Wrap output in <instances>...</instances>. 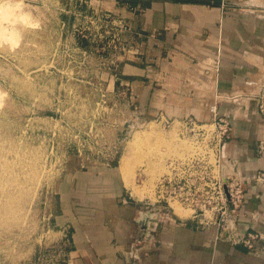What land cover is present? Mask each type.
<instances>
[{
	"label": "rangeland",
	"instance_id": "1",
	"mask_svg": "<svg viewBox=\"0 0 264 264\" xmlns=\"http://www.w3.org/2000/svg\"><path fill=\"white\" fill-rule=\"evenodd\" d=\"M118 3L0 0V206L10 212L0 210V264H70L69 234L58 229L67 212H61L54 192L61 184L68 192L75 169L88 175L76 179L104 185L113 197L122 192L128 202L162 208L178 222L190 219L199 230L214 226L198 210L156 192L167 178L182 193L201 182L200 175L171 167L206 154L202 145L211 150L213 124L229 123L222 114L231 113L230 104L213 100L205 111L192 108L182 88L186 65L175 68L165 48L152 45L153 34L135 30V22L119 12L127 5ZM255 5L264 8V0ZM22 13L28 22L19 18ZM12 14L18 19L12 21ZM126 65L147 66L142 86L122 78ZM177 71L180 86L166 78ZM151 82L158 93L135 95ZM193 126L205 132L202 137L194 136ZM229 128L230 134V123ZM125 162L131 167L128 179L120 169ZM220 174L226 175L223 167ZM192 200L202 203L206 195Z\"/></svg>",
	"mask_w": 264,
	"mask_h": 264
},
{
	"label": "crops",
	"instance_id": "2",
	"mask_svg": "<svg viewBox=\"0 0 264 264\" xmlns=\"http://www.w3.org/2000/svg\"><path fill=\"white\" fill-rule=\"evenodd\" d=\"M125 5L119 12L135 22V30L153 34L152 45L164 47L175 68L186 65L182 88L192 108L205 111L213 100L230 104L231 113L222 114L231 126L223 171L240 179L244 202L228 218L229 231L216 226L199 230L190 219L178 222L162 208L144 209L122 192L113 197L104 185L76 179L88 175L75 169L68 192L62 184L54 192L61 212H67L58 229L69 234L70 264H264V186L254 182L264 172V18L257 15L264 8L253 0H140ZM125 67L121 75L126 83L142 86L147 66ZM180 77L177 71L166 78L180 86ZM152 86L135 95L158 93ZM252 232L262 239L248 249L241 240Z\"/></svg>",
	"mask_w": 264,
	"mask_h": 264
},
{
	"label": "built area",
	"instance_id": "3",
	"mask_svg": "<svg viewBox=\"0 0 264 264\" xmlns=\"http://www.w3.org/2000/svg\"><path fill=\"white\" fill-rule=\"evenodd\" d=\"M210 111L216 116L215 107H212ZM213 126L214 132L211 133V144L213 146L211 150L207 148L208 145L207 147L206 145H202L204 150H206V154L195 156L188 162L178 163L171 167V171L173 172L200 175L201 182L196 183V186L195 184L186 185V192L182 193L184 188L179 186L173 187L172 184H174V182L171 178H167L159 183L156 193L158 198H164V196H166V200L177 202L182 206L186 205L188 208H193V211L198 210L199 216H202L204 221L206 220L205 224L214 221L213 225L216 226L219 231L224 232L231 229L228 218L235 215L243 205L244 186L240 179L234 174H220L224 161L223 140L228 138L230 128L227 122L214 123ZM190 131H197L198 134L194 135L196 138L202 137L205 133L201 129L195 130L194 126ZM260 145H262L261 148H264L263 142ZM208 151H211L213 154V161L209 159ZM222 178H224V181ZM254 182L258 186H264V172H258ZM224 187L227 195L224 193ZM197 193L201 194V196L206 195V201L202 203L198 201L194 202L192 198ZM207 213H209V217L206 219ZM261 239L262 237L260 234L252 232L245 238H242L241 243L248 249H252L254 243Z\"/></svg>",
	"mask_w": 264,
	"mask_h": 264
},
{
	"label": "bare ground",
	"instance_id": "4",
	"mask_svg": "<svg viewBox=\"0 0 264 264\" xmlns=\"http://www.w3.org/2000/svg\"><path fill=\"white\" fill-rule=\"evenodd\" d=\"M260 1H261V0H260ZM253 2L257 4V3H259V0H253ZM14 7H16V6H14ZM10 9H11V8H10ZM17 9H18V8H17ZM15 10H16V9H15ZM15 10H14V12H15ZM14 12H13V13H14ZM10 13H11V12H10ZM14 14L16 15V14H17V11H16ZM14 14H12L11 16L14 17V16H15ZM258 14H259L261 17L264 16V13H263V12H262V13H258ZM258 14H257V15H258ZM7 15H8V14H7ZM2 16H4V15H2ZM16 16H17V15H16ZM16 16H15V17H16ZM0 17H1V16H0ZM13 17H12V21L18 19L17 17H16V19L13 18ZM18 17H19V16H18ZM1 18H2V17H1ZM19 18L22 19V20L25 21V22H28V18H29V16H28L27 14L22 13V14H20V17H19ZM7 19H8V18H7ZM10 19H11V18H10ZM20 19H19V21H20ZM8 20H9V19H8ZM0 21H1V20H0ZM16 22H17V21H16ZM16 22H14V23H16ZM25 22H24V23H25ZM14 23L11 22V25H13ZM21 23H22V22H21ZM13 26H14V25H13ZM1 27L3 28V25L0 26V30H2ZM4 29H5V28H4ZM15 29H17V28H15ZM13 30H14V29H13ZM17 30H18V29H17ZM2 34H4V33L2 32ZM7 34H8V33H6L5 36H7ZM9 34H10V33H9ZM213 79H214V78H213ZM0 96H1V95H0ZM150 128H151V127H150ZM139 139H140V138H139ZM135 140H136V139H135ZM6 151H7V150H6ZM7 162H8V161H7ZM29 164H30V163H29ZM11 165H12V164H11ZM17 165H18V164H17ZM127 165H129V164H127V162H125V163L123 164L122 168H120V169H121V174L123 173V174L125 175V174H127V173H129V172L131 173V171H129L131 167L129 168V167H127ZM153 165H154V164H153ZM1 167H2V166H1ZM12 167H13V166H12ZM3 168H4V167H3ZM5 168H6V167H5ZM15 168H16V167H15ZM19 168H20V167H19ZM28 168H29V167H28ZM10 169H11V168H10ZM4 170H5V169H4ZM12 170H13V169H12ZM24 170H25V169H24ZM2 171H3V170H2ZM17 172H18V171H17ZM26 173H27V172H26ZM230 174H232V173H230ZM17 175H18V174H17ZM129 175H130V174H127L126 178H127V177L129 178ZM23 177H24V176H23ZM130 177H132V176H130ZM25 178H26V177H25ZM128 178H127V179H128ZM122 179H123V178H122ZM127 179H126V180H127ZM125 183H126V182H125ZM131 183H132V182H131ZM130 185H131V184H130ZM130 185H129V186H130ZM133 186H134V185H133ZM125 187H127V185H126ZM132 188H133V187H132ZM133 189H134V188H133ZM4 196H5V193H2V194L0 195V197H1L2 199L4 198ZM1 209H2L3 211L9 212V211L7 210V208H6V206H5V204H4L3 202H2V206H0V210H1ZM169 209H170V206H169ZM3 213H5V212H3ZM6 214H7V213H6ZM8 214H10V212H9ZM8 214H7V216H8ZM0 217H2V216H0ZM3 217H5V216H3Z\"/></svg>",
	"mask_w": 264,
	"mask_h": 264
},
{
	"label": "trees",
	"instance_id": "5",
	"mask_svg": "<svg viewBox=\"0 0 264 264\" xmlns=\"http://www.w3.org/2000/svg\"><path fill=\"white\" fill-rule=\"evenodd\" d=\"M117 1H119L121 3H127L130 6H134L140 0H117Z\"/></svg>",
	"mask_w": 264,
	"mask_h": 264
},
{
	"label": "water",
	"instance_id": "6",
	"mask_svg": "<svg viewBox=\"0 0 264 264\" xmlns=\"http://www.w3.org/2000/svg\"><path fill=\"white\" fill-rule=\"evenodd\" d=\"M222 180L224 181V178H222ZM224 193H225V195H227L225 187H224Z\"/></svg>",
	"mask_w": 264,
	"mask_h": 264
}]
</instances>
